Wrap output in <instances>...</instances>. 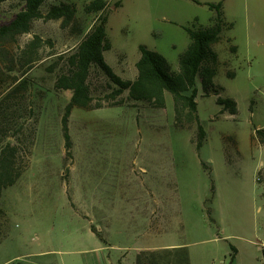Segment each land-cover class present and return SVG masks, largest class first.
Returning <instances> with one entry per match:
<instances>
[{"label":"rangeland","instance_id":"374dc122","mask_svg":"<svg viewBox=\"0 0 264 264\" xmlns=\"http://www.w3.org/2000/svg\"><path fill=\"white\" fill-rule=\"evenodd\" d=\"M92 0H47L76 8L77 22L37 20L16 40L0 39V100L20 83L10 103L18 109L8 140L31 151L27 170L0 199V264H180L170 251L186 250L191 264H264V0H107L105 60L126 80L137 77L139 47L158 52L179 70L191 40L185 28L209 27L208 4L223 3L225 28L213 46L220 67L213 87L198 82V111L207 132L196 145V126L175 125L174 102L156 110L122 95V107L74 109L66 147L63 119L72 92L57 91L62 58L73 53L98 15ZM199 1L201 4H198ZM117 4L122 7L117 8ZM24 8L0 3V27ZM42 44L29 67L22 51ZM238 48L232 53V48ZM234 77V78H229ZM94 104L112 92L105 75L92 71ZM233 99L237 115L217 105ZM22 129V130H21ZM194 139V141H193ZM168 252V253H167Z\"/></svg>","mask_w":264,"mask_h":264},{"label":"trees","instance_id":"16d2710c","mask_svg":"<svg viewBox=\"0 0 264 264\" xmlns=\"http://www.w3.org/2000/svg\"><path fill=\"white\" fill-rule=\"evenodd\" d=\"M7 0H0L3 3ZM47 0H23L24 8L16 18L8 25L0 27V39L16 40L17 37L29 34L37 20L62 21V26L67 28L77 22L76 8L72 4L61 3L51 6L44 13L43 7ZM201 4L199 1H196ZM122 7L121 4L116 5ZM215 11L216 16L211 19V24L206 28L193 30L185 28L191 43L187 51L180 57L179 70L172 71L167 59L158 52L141 45L139 47L141 58L136 63L137 77L135 80H126L118 76L107 64L104 54L112 49V43L108 38V16L102 15L109 7L107 0H92L85 7L88 15H98L92 30L81 40L76 50L62 58L63 68L60 70L55 88L57 91H71L72 97L66 107L63 119L64 138L66 147L70 148L71 139L68 133V122L74 109L94 111L104 108H118L124 105L122 95L128 92V100L134 103H142L152 109L162 110L167 105V95L174 102L175 125L178 129L191 130L196 126L197 148L201 149L207 142V132L200 120L198 111V82H200L205 94L213 87L220 67V57L213 50V46L222 40L225 28H233V25L225 21L223 3L208 4ZM42 39L36 36L22 51L20 63L29 67L36 64L40 58H31L38 54ZM238 48L233 47L232 53H237ZM97 70L105 75L113 85L112 92L100 98L99 104H94V96L90 79L92 71ZM234 78V77H229ZM27 89V82L20 83L10 94L0 100V199L3 192L14 186L27 170L31 151L27 147H21L20 143L8 140V135L17 126L13 123V117L18 109L11 107L10 103L17 98L20 91ZM217 105L222 107L230 115H237V103L233 99L218 98ZM15 110V112H14ZM22 130V129H21ZM19 133L21 131L19 130ZM260 141L264 143V131L257 130ZM4 211L0 208V216ZM168 253V252H167ZM169 253L178 257L180 264H191L186 250L174 249ZM164 254L149 253L138 258L140 262L150 255L157 264V256Z\"/></svg>","mask_w":264,"mask_h":264},{"label":"crops","instance_id":"0c3cea01","mask_svg":"<svg viewBox=\"0 0 264 264\" xmlns=\"http://www.w3.org/2000/svg\"><path fill=\"white\" fill-rule=\"evenodd\" d=\"M112 47H113V45H112ZM104 56H105V54H104ZM168 96V95H167ZM167 99V98H166Z\"/></svg>","mask_w":264,"mask_h":264}]
</instances>
